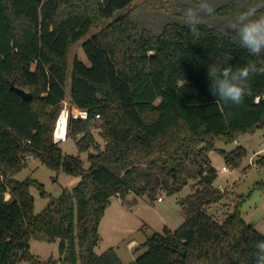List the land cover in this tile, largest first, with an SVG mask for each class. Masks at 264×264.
<instances>
[{"label": "trees", "instance_id": "1", "mask_svg": "<svg viewBox=\"0 0 264 264\" xmlns=\"http://www.w3.org/2000/svg\"><path fill=\"white\" fill-rule=\"evenodd\" d=\"M134 1L0 0V264L57 263L33 256L31 240H58L60 264H123L113 248L95 252L111 198L171 196L189 181H196L193 193L178 201L184 221L150 235L129 264H255V243L264 234L238 206L221 222L205 208L224 196L208 155L218 151L232 168L247 155L243 147L217 150L216 141L230 144L264 129V75L250 78L242 104H225L209 91L207 66L229 56L234 67L249 60L259 66L264 56H251L215 24L202 27L197 39L182 21L154 32L133 10L119 14L82 42L88 64L74 58L71 65L70 102L87 118L70 117L66 137L88 154L89 167L54 141L71 47ZM250 3L264 0H225L210 22L223 23ZM12 85L31 98L23 100ZM30 156L79 182L55 198L33 179L16 180ZM255 165L264 168V155ZM31 187L49 199L38 214Z\"/></svg>", "mask_w": 264, "mask_h": 264}, {"label": "rangeland", "instance_id": "2", "mask_svg": "<svg viewBox=\"0 0 264 264\" xmlns=\"http://www.w3.org/2000/svg\"><path fill=\"white\" fill-rule=\"evenodd\" d=\"M225 0H219L223 3ZM195 0H135L128 8L116 12L110 20L99 23L91 28L87 35L75 43L69 52V70L66 80V96L62 102L64 107L71 108L70 81L71 65L74 58L84 63L88 61L82 51L81 44L91 35L99 32L119 14L127 10H133L138 18L154 32L159 31L164 22L177 20L182 21L183 10ZM211 24H221L210 22ZM61 112V111H60ZM99 129H93L92 134L100 149L104 148L105 142L99 135ZM63 153L80 156L84 167L88 168L87 153H79L75 141L66 137V140L58 142ZM217 150L230 152L236 147H243L247 155L238 167H228L227 171H221L214 182L224 196L218 202L206 206V211L217 221L221 222L228 214L238 206L242 218L248 223L253 215L260 211L264 218V168L257 167V158L264 155V129H258L254 133L239 136L236 141L225 144L216 141ZM90 153H96L91 149ZM212 166L221 169L225 165L221 153L211 152L208 155ZM33 179L44 186L45 191L52 197L57 198L64 188L72 190L79 182L78 177L65 174L62 170L54 171L45 166L37 157L27 158L25 166L15 176L18 181ZM196 181H189L180 192L174 195H166L160 192L154 197L149 194L138 196L129 193L124 200L112 197L110 205L105 210L104 216L99 224L98 233L101 241L95 248L97 254L108 248H113L119 254L123 264H129L140 256L146 248L142 245L154 232L161 233L165 226L176 229L184 219V213L178 201L193 193ZM30 193L34 198V213H40L47 205L49 199L40 197L39 191L31 187ZM161 197L162 200L158 201ZM256 231L264 234V222L255 223L252 226ZM131 245V246H130ZM30 253L39 260L53 258L56 264H60L59 241L46 242L39 240L30 241ZM22 264H27L23 262Z\"/></svg>", "mask_w": 264, "mask_h": 264}, {"label": "clouds", "instance_id": "3", "mask_svg": "<svg viewBox=\"0 0 264 264\" xmlns=\"http://www.w3.org/2000/svg\"><path fill=\"white\" fill-rule=\"evenodd\" d=\"M218 3L219 0H195L183 10L182 22L193 37L199 39L200 29L212 26L210 18L215 17ZM261 7L264 5L250 3L225 22L215 25L253 57L264 56V13L260 12ZM230 61L229 56L221 63L207 66L209 91L216 100L240 105L246 96L251 95L250 78L255 74L264 75V64L258 66L254 60H249L244 66L234 67ZM253 222H264V218ZM255 250V264H264V239L255 243Z\"/></svg>", "mask_w": 264, "mask_h": 264}, {"label": "built area", "instance_id": "4", "mask_svg": "<svg viewBox=\"0 0 264 264\" xmlns=\"http://www.w3.org/2000/svg\"><path fill=\"white\" fill-rule=\"evenodd\" d=\"M65 112V116H66V130H67V121L68 119L71 117V118H74V119H78V118H81V119H86L87 118V113L85 111H82L80 109H78L77 107L75 106H71L70 109H68L67 107H64V109L61 110L57 120H56V123H55V128H56V125H57V122H58V119L60 117V115ZM99 118V115H96V119ZM55 128H54V132H53V138H54V141L55 142H60V141H63V140H66V134L61 137V138H56L55 136ZM228 167L226 165H224L223 167H221V169H216V173L217 175L220 174L221 171H227ZM162 200L161 197L158 198V201ZM131 246V245H130Z\"/></svg>", "mask_w": 264, "mask_h": 264}, {"label": "water", "instance_id": "5", "mask_svg": "<svg viewBox=\"0 0 264 264\" xmlns=\"http://www.w3.org/2000/svg\"><path fill=\"white\" fill-rule=\"evenodd\" d=\"M12 88L14 89V91H15V92H16V93H17V94H18L23 100H29V99L31 98V94L25 92L24 90L19 89V88L13 86V85H12ZM261 215H262V212L257 211V212L253 215L251 221L248 222L247 224H248L249 226H253V225L255 224L253 221H254V220H259L260 217H261ZM182 255H183V253H182Z\"/></svg>", "mask_w": 264, "mask_h": 264}, {"label": "bare ground", "instance_id": "6", "mask_svg": "<svg viewBox=\"0 0 264 264\" xmlns=\"http://www.w3.org/2000/svg\"><path fill=\"white\" fill-rule=\"evenodd\" d=\"M66 134V116L65 112H63L57 122L55 128V136L56 138H61Z\"/></svg>", "mask_w": 264, "mask_h": 264}, {"label": "crops", "instance_id": "7", "mask_svg": "<svg viewBox=\"0 0 264 264\" xmlns=\"http://www.w3.org/2000/svg\"><path fill=\"white\" fill-rule=\"evenodd\" d=\"M183 221H184V219H183ZM167 227V226H166ZM167 228H169V227H167ZM170 230H175V229H171V228H169ZM101 241V240H100ZM116 254H117V256L119 257V254L117 253V251H116ZM119 259H120V257H119ZM135 260V259H134Z\"/></svg>", "mask_w": 264, "mask_h": 264}]
</instances>
